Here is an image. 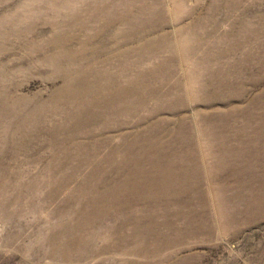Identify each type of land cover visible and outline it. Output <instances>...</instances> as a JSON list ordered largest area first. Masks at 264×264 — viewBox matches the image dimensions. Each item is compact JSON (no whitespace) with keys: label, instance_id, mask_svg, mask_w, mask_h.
Instances as JSON below:
<instances>
[{"label":"rangeland","instance_id":"374dc122","mask_svg":"<svg viewBox=\"0 0 264 264\" xmlns=\"http://www.w3.org/2000/svg\"><path fill=\"white\" fill-rule=\"evenodd\" d=\"M0 264H264V0H0Z\"/></svg>","mask_w":264,"mask_h":264}]
</instances>
